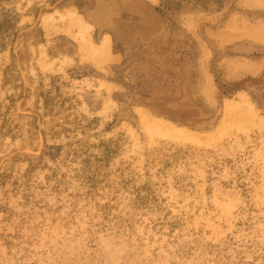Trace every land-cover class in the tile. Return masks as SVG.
<instances>
[{
	"label": "rangeland",
	"instance_id": "1",
	"mask_svg": "<svg viewBox=\"0 0 264 264\" xmlns=\"http://www.w3.org/2000/svg\"><path fill=\"white\" fill-rule=\"evenodd\" d=\"M0 10V264H264V0Z\"/></svg>",
	"mask_w": 264,
	"mask_h": 264
},
{
	"label": "trees",
	"instance_id": "2",
	"mask_svg": "<svg viewBox=\"0 0 264 264\" xmlns=\"http://www.w3.org/2000/svg\"><path fill=\"white\" fill-rule=\"evenodd\" d=\"M11 13L0 10V47L3 46V39L14 36L15 19L11 17Z\"/></svg>",
	"mask_w": 264,
	"mask_h": 264
}]
</instances>
